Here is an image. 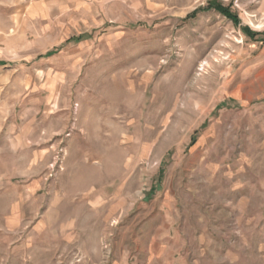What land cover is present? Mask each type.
<instances>
[{"label":"rangeland","instance_id":"1","mask_svg":"<svg viewBox=\"0 0 264 264\" xmlns=\"http://www.w3.org/2000/svg\"><path fill=\"white\" fill-rule=\"evenodd\" d=\"M0 264H264V0H0Z\"/></svg>","mask_w":264,"mask_h":264},{"label":"trees","instance_id":"2","mask_svg":"<svg viewBox=\"0 0 264 264\" xmlns=\"http://www.w3.org/2000/svg\"><path fill=\"white\" fill-rule=\"evenodd\" d=\"M216 9L223 15L231 18V13L226 9V8H223L221 5L217 6Z\"/></svg>","mask_w":264,"mask_h":264}]
</instances>
